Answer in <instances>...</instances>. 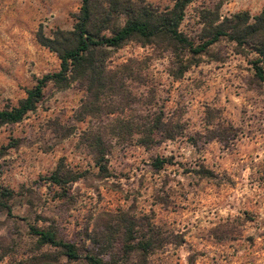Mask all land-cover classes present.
<instances>
[{
	"label": "rangeland",
	"instance_id": "374dc122",
	"mask_svg": "<svg viewBox=\"0 0 264 264\" xmlns=\"http://www.w3.org/2000/svg\"><path fill=\"white\" fill-rule=\"evenodd\" d=\"M79 4L0 0V108L58 68L36 33L71 29ZM262 6L264 0H192L178 29L198 42L203 10L222 20L240 11L253 16ZM176 52L128 40L110 49L108 59L111 66L129 64L137 76L124 80L122 94L102 95L98 114H85L78 82L64 89L47 83L32 111L0 126V187L13 192L14 215L0 211V264L22 263L34 250L26 222L53 227L109 264L123 254L114 243L109 250L106 229L121 241L130 223V242L141 226L160 243L144 260L130 254L133 262L264 264V82L253 77V55L237 53L226 39L202 54ZM156 116L167 132L150 146L138 144L135 134H115L117 120L142 126ZM98 137L105 172L95 163ZM156 157L167 159L158 169L151 165ZM56 169L78 177L60 188L48 179Z\"/></svg>",
	"mask_w": 264,
	"mask_h": 264
},
{
	"label": "trees",
	"instance_id": "16d2710c",
	"mask_svg": "<svg viewBox=\"0 0 264 264\" xmlns=\"http://www.w3.org/2000/svg\"><path fill=\"white\" fill-rule=\"evenodd\" d=\"M191 1L172 0L171 6L155 8L142 0H80L78 10L72 16L71 29L53 31L50 37L44 36L41 31L36 33L38 43L55 53L58 68L36 78L34 84L25 90L24 97L15 104L0 108V126L18 122L27 112L32 111L41 100L47 83L64 89L71 83L78 82L85 91L82 105L85 114H98L102 109L98 104L102 95L109 92L122 94L124 80L137 76L129 64L111 66L109 63L108 51L120 47L128 40L163 46L174 53L183 50L191 55H198L205 53L220 39H226L233 42L237 53L253 55L250 59L253 77L264 82V6L253 16H249L246 11H240L225 16L222 20H218L214 12L203 10L206 22L202 35L198 42H193L178 29L184 8ZM179 60L181 61V58ZM114 129L117 135H137L135 141L144 147L152 145L155 136L167 132L166 123L158 116L142 126L117 120ZM94 140L97 141L93 142L95 163L98 170L105 172V149L102 148L99 137ZM166 162V158L156 157L151 165L158 169ZM77 177V174L56 169L48 179L63 188ZM12 197L11 189L0 187V211H3L6 217L14 216L11 211ZM133 226L130 223L122 228L124 237L121 241L113 239L116 231L111 227L106 229L103 238L109 240V250L115 248L112 245L114 243L123 254L114 262L145 264L144 261L141 263L128 260V256L136 253L144 260L146 254L160 245L153 233L142 231L141 226L137 232L134 230L139 236L138 239L135 243L130 242L129 236ZM25 230L26 235L33 239L34 250L24 262L13 261L11 264H69L77 260H84L86 264H109L100 254L81 250L76 243L64 240L51 226L26 222Z\"/></svg>",
	"mask_w": 264,
	"mask_h": 264
}]
</instances>
